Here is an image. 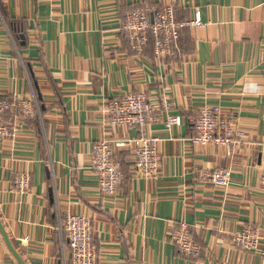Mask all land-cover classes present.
I'll use <instances>...</instances> for the list:
<instances>
[{"label": "crops", "instance_id": "0c3cea01", "mask_svg": "<svg viewBox=\"0 0 264 264\" xmlns=\"http://www.w3.org/2000/svg\"><path fill=\"white\" fill-rule=\"evenodd\" d=\"M169 2L178 19L199 12L204 24L182 29L174 59L157 58L152 40L135 51L122 29L129 13ZM139 90L182 123L167 127L159 109L145 126L110 125L109 101ZM18 96L40 112L0 138V264H72L61 223L74 212L93 217L98 264H264L262 251L232 242L248 225L264 237V0H0V98ZM204 104L246 129L240 143H192ZM142 133L157 137L158 177L137 173L130 140ZM104 138L123 169L110 194L90 162ZM204 167H229V184L205 180ZM26 169L22 191L14 179ZM182 221L197 256L169 236Z\"/></svg>", "mask_w": 264, "mask_h": 264}, {"label": "built area", "instance_id": "2783aa9c", "mask_svg": "<svg viewBox=\"0 0 264 264\" xmlns=\"http://www.w3.org/2000/svg\"><path fill=\"white\" fill-rule=\"evenodd\" d=\"M203 24L199 12L194 18L178 19L174 2H169L156 8L135 6L123 22L122 29L135 51L142 52L152 40L157 58L174 59L181 54L179 39L182 29ZM14 106L17 107L15 116L7 117ZM160 106L149 98L146 91H132L109 101L108 123L112 126H145L159 119V109L165 111L167 127L182 123V117L172 113L168 103L163 102ZM39 112V105L31 96H18L15 102L6 97L0 98V138L13 136L25 120L36 118ZM193 126L191 141L199 145L215 143L232 147L247 134L246 129L238 125L235 118L224 112L219 104H204ZM156 141L157 137L146 133L130 140L134 145L137 173L143 177L159 176L160 156ZM90 162L97 174L98 189L108 194L115 192L123 180V169L116 157L114 140H98ZM200 173L205 180L220 187H226L231 179L229 167H204ZM260 181L264 184V169ZM14 183L18 189L28 191L31 187V171L26 169L17 173ZM61 229L68 238L72 264H98L93 217L80 212L68 213L61 223ZM169 236L185 255L197 256L201 253V245L186 221L171 225ZM232 242L244 249L264 253V237L259 228L253 225L234 231Z\"/></svg>", "mask_w": 264, "mask_h": 264}, {"label": "water", "instance_id": "95a60500", "mask_svg": "<svg viewBox=\"0 0 264 264\" xmlns=\"http://www.w3.org/2000/svg\"><path fill=\"white\" fill-rule=\"evenodd\" d=\"M2 226V225H1ZM3 227V226H2ZM5 235H6V232L4 231ZM6 239H8L7 235H6ZM8 241V240H7Z\"/></svg>", "mask_w": 264, "mask_h": 264}]
</instances>
